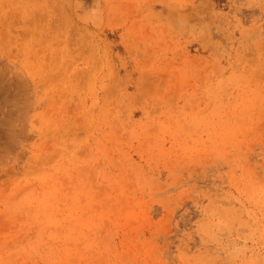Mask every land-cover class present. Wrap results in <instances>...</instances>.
<instances>
[{"label":"rangeland","instance_id":"obj_1","mask_svg":"<svg viewBox=\"0 0 264 264\" xmlns=\"http://www.w3.org/2000/svg\"><path fill=\"white\" fill-rule=\"evenodd\" d=\"M0 264H264V0H0Z\"/></svg>","mask_w":264,"mask_h":264}]
</instances>
